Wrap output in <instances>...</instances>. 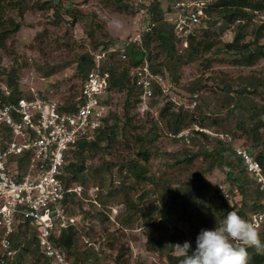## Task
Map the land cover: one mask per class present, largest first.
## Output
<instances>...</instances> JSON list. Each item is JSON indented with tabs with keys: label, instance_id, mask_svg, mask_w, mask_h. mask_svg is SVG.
Returning a JSON list of instances; mask_svg holds the SVG:
<instances>
[{
	"label": "trees",
	"instance_id": "trees-1",
	"mask_svg": "<svg viewBox=\"0 0 264 264\" xmlns=\"http://www.w3.org/2000/svg\"><path fill=\"white\" fill-rule=\"evenodd\" d=\"M22 1L0 0V46L3 39L20 29V23L14 17H4V13L11 10L16 12V16L23 17L26 7L24 8ZM82 1L87 2L88 0ZM106 1L114 5L116 11L125 9L128 13L136 12L130 9L131 6L129 8L124 5L123 0ZM177 1L179 0H171L165 10L160 7L159 2L153 1L148 6L149 23L141 33L140 43L127 41L122 47L117 48H111L112 41L110 40L96 39L97 33L102 27L97 22L95 15L73 7H68L65 10L73 23L82 21L85 15H90V24L86 31L87 37L93 42L94 49L102 45L101 52L109 51L106 58L100 59L98 67L102 74H106V92H123L125 98L121 116L115 112L103 115L101 124L93 131V137L79 140L75 148L69 152L61 179L66 188L75 183L89 185L90 179H97L99 190L96 193V201L93 202L95 204L99 202L103 208L107 206L108 197L117 192L123 193L127 213L126 218L120 220L121 224L128 226L139 221L142 226L146 227V248L156 252L164 264H179L172 245L183 240L184 234L178 230L177 224L188 222V215L195 216L197 224L202 229L214 228L215 223H218L228 211H236L245 219L253 222V216L262 208L264 200V195L259 190L254 177L245 171L241 158L236 154L235 148L229 141L218 136H211L203 130H192L190 137L176 139L183 143L188 139L190 144L196 145V150H192V147H184L177 155L171 156L173 164L185 167L192 165L195 160H200L199 169L193 172L186 181L174 187L169 182L160 184L154 181L153 174L149 173L148 162L157 150L155 146L156 123H153L145 132L134 133L137 147L136 157L120 159V162L116 163L118 164L116 171L120 180L118 179L115 187L113 186L103 193L104 186H106L105 176L107 173H111L112 168L116 167V164L105 159L104 155L108 154V149L117 143L125 126H130L133 131L143 127L132 123L134 114H138L140 110L139 107L145 104L146 109L143 113H148L149 107L163 95V88L153 80L152 95L144 99L142 89L135 84V69L147 62L155 75L163 76L166 69L175 73L181 66L201 57L214 46L213 42L209 40L214 33L210 25L216 24L213 18L228 24L235 20L250 18V12L264 11V0H207L205 16L196 24L192 33L186 37L187 45L185 46L184 38L175 35L173 22L166 18V13L173 11V5ZM45 4L40 5L38 1H34L28 5V8L41 9L46 6ZM47 8L53 9L56 19L60 18L59 10L52 3L47 4ZM244 26L239 25L233 40L224 43L223 47L226 52L238 55L236 60L239 64L252 66L259 59L264 58V42H258L259 29L251 42H242ZM226 28L227 26L224 25L220 27L219 31L222 32ZM102 33L104 34L103 31ZM160 55H163L165 60L158 61ZM76 62L83 82L86 74L96 67L95 56L85 52L78 56ZM4 73L7 74L8 94H5L0 87V104L13 102L20 97L31 96V93L23 95L20 92L16 83L15 69L0 71V75H4ZM173 78L177 80L175 74H173ZM196 89L198 90L199 86L194 85L191 91L194 92ZM223 90L225 92L221 101L222 106L226 109L225 115H206L203 113L202 106L189 111L168 101L159 108V118L165 121V128L173 136L193 124L204 129L232 119L251 149L257 151L255 158L260 162L264 172V97L262 103L256 102L253 98V94L264 92V80L262 77H245L238 83L235 90H232L229 84ZM74 101L75 99L66 102L62 108L73 110ZM197 136H200L202 142L198 141ZM96 155H100L102 163L90 170L91 178L89 179L84 171L85 160L89 156L91 158ZM214 169L224 173L225 181L230 185L228 192L231 193V196L240 197L239 203H231L229 197L221 195L218 188L211 187L204 180V176ZM146 183H152L159 187L160 195L157 203L143 207L140 203L141 196L137 201L133 200L129 193L136 191L137 186ZM111 185H113L112 181L109 183V186ZM61 204L70 215H74L73 213L77 212L74 207L79 206L84 222L83 228H88L92 217L102 218L103 216L107 219L103 211L91 213L89 209H84V198L76 192L66 193ZM259 233L261 241L264 243V222L259 224ZM10 238L11 247L15 253L10 257H5L2 256L1 251L0 264H25L27 257L31 258V264H48V259L39 249L35 230L28 223L20 224ZM79 239L78 221L51 237L52 242L64 249L76 264H84L90 257L95 256L96 259L93 247H88L83 251L79 248ZM194 250L190 249L189 254ZM247 252L248 264H264V252H258L254 247L247 248Z\"/></svg>",
	"mask_w": 264,
	"mask_h": 264
},
{
	"label": "rangeland",
	"instance_id": "rangeland-1",
	"mask_svg": "<svg viewBox=\"0 0 264 264\" xmlns=\"http://www.w3.org/2000/svg\"><path fill=\"white\" fill-rule=\"evenodd\" d=\"M34 1H38L40 5L46 3V6L41 9L28 8V5ZM45 1L23 0V6L26 7L23 17L16 16V12L11 10L4 13V17H14L20 23V29L1 41L0 71L15 69L16 83L23 95L37 91L49 99L66 103L76 99L80 92L82 76L77 70L78 56L85 52L92 56L97 53H104L101 52L102 45L94 49L93 42L87 37L86 31L90 24V15H95L97 22L102 27L97 33L96 39L110 40L112 41L111 48H117L122 47L125 42L133 40L138 33L141 34L147 27L149 23L148 6L153 1L159 2L160 7L165 10L170 5L171 0H123V4L129 8L131 6L130 9L136 11L135 13H128L125 9L116 11L114 5L106 0H88L87 2L82 0ZM49 3H52L59 10L60 18L56 19L53 9L47 8ZM68 7L82 10L90 15H85L82 21L73 23L70 16L65 12ZM213 19H215L216 24L210 25L214 31L209 38L214 45L211 50L181 66L175 73L169 69L164 71L163 76H160L164 89L163 95L156 99L154 105L149 107L148 113H143L146 106H140L138 114H134L132 123L143 127L133 131L130 126H125L117 143L113 144L108 149L109 153L104 155L105 159L116 164L120 162V159L136 157L137 147L134 141V133L145 132L153 123H156L157 139L155 146L157 150L148 162L149 173L153 174L154 181L160 184L169 182L174 187L186 181L193 172L199 169L200 160H195L192 165L186 167L175 165L171 160V156L177 155L184 147H192V150H196V145L190 144L188 139L185 140V143L176 139L190 137L194 125L197 124L181 131L189 130L186 136L181 137L178 134L173 136L165 128V121L159 118V108L171 101L174 105L182 106L189 111L202 106L203 113L206 115H225L226 109L222 106L221 97L225 92L223 89L226 85L229 84L232 90H235L238 83L245 77H262L264 80V58L259 59L252 66H245L237 62V54L228 53L223 47L224 43L233 40L239 25H245L242 42H251L259 29L258 42L263 43L264 11L250 12V18L235 20L228 24L222 23L217 18ZM114 20L120 22L119 27L112 24ZM224 25L227 28L220 32V27ZM108 54L109 51L104 53L103 58H106ZM161 60H165L163 55L159 56L158 61ZM173 74L177 76V80L173 78ZM6 79V73L0 75V87L4 93L5 89L8 90ZM194 85L199 86V89L192 92ZM263 95L264 92L256 93L253 94V98L256 102L262 103ZM124 98L123 92H106L104 94L103 115L108 112H115L121 116ZM204 129L205 133L226 139L235 149H246L255 157L257 151L251 149L232 119ZM197 138L198 141L202 142L200 136ZM101 163L100 155L87 157L85 175L90 179V170L100 166ZM117 166L118 164L112 168L111 173H107L105 176L106 186H104L103 193L117 185L119 179L116 171ZM204 180L211 187L218 188L221 195L229 197L231 203L240 202V197L231 196V193L228 192L230 185L225 181L222 171L214 169L204 176ZM111 181L113 185L109 186ZM98 184L97 179H90L89 185L75 183L70 186L81 187L80 194L84 198V209H89L91 213L103 211L107 216V219L103 216L102 218L92 217L88 228H83L82 212L79 206L74 207L77 212L71 216L77 219L76 222L78 221L79 248L83 251L88 247H93L94 255H96V259L95 256L90 257L84 264H164L156 252L146 248V227L142 226L139 221L128 226L121 224L120 220L126 218L127 213L123 193L117 192L108 197L105 208L99 202L98 204L93 202L96 201L95 197L99 189L94 191L91 188L98 187ZM129 195L137 201L138 197L141 196L140 203L143 207H147L157 203L160 188L152 183H146L137 186L136 191H130ZM91 203L93 205H90ZM188 219L190 222L177 224L178 230L184 234V238L179 244L188 241L191 244V249H195V240L202 228L197 224L195 216L188 215ZM31 262V258L27 257L25 264H31Z\"/></svg>",
	"mask_w": 264,
	"mask_h": 264
},
{
	"label": "built area",
	"instance_id": "built-area-1",
	"mask_svg": "<svg viewBox=\"0 0 264 264\" xmlns=\"http://www.w3.org/2000/svg\"><path fill=\"white\" fill-rule=\"evenodd\" d=\"M207 3V0H179L174 3L173 11L166 13V18L173 22L175 35L184 38L185 46L186 37L205 16ZM131 41L139 44L141 34ZM103 57L104 53L95 55L96 67L86 74L73 110L62 108L66 103L49 99L37 91H32L30 97L0 104L2 256L10 257L15 253L10 237L26 222L35 230L39 249L48 264H76L51 237L77 220L61 202L66 193L79 195L81 187L66 188L61 177L69 152L79 140L92 138L93 131L101 124L107 89L106 74L98 70ZM153 80L162 87V78L152 73L147 62L135 69V84L142 89L144 99L152 95ZM5 94H8L6 89ZM193 128L205 130L197 125ZM188 131L178 136H186ZM235 152L264 195V172L260 162L246 149L236 148ZM91 190L97 191L98 187ZM253 222H264V200Z\"/></svg>",
	"mask_w": 264,
	"mask_h": 264
},
{
	"label": "clouds",
	"instance_id": "clouds-1",
	"mask_svg": "<svg viewBox=\"0 0 264 264\" xmlns=\"http://www.w3.org/2000/svg\"><path fill=\"white\" fill-rule=\"evenodd\" d=\"M112 24L120 26L118 20ZM195 245L191 254L188 241L172 245L179 264H248L247 248L254 247L258 252H264L259 224L245 219L236 211H228L213 229H201Z\"/></svg>",
	"mask_w": 264,
	"mask_h": 264
}]
</instances>
